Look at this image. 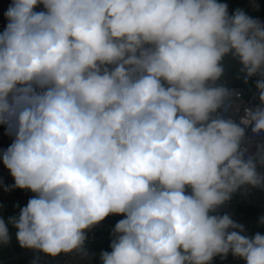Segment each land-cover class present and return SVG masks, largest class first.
Segmentation results:
<instances>
[{
    "label": "clouds",
    "instance_id": "obj_1",
    "mask_svg": "<svg viewBox=\"0 0 264 264\" xmlns=\"http://www.w3.org/2000/svg\"><path fill=\"white\" fill-rule=\"evenodd\" d=\"M3 16V188L34 195L0 214V245L11 226L22 249L91 261L87 233L122 215L99 264H264V234L218 213L264 190L247 134L264 137V19L223 0H11ZM226 59L257 78L238 120Z\"/></svg>",
    "mask_w": 264,
    "mask_h": 264
},
{
    "label": "built area",
    "instance_id": "obj_2",
    "mask_svg": "<svg viewBox=\"0 0 264 264\" xmlns=\"http://www.w3.org/2000/svg\"><path fill=\"white\" fill-rule=\"evenodd\" d=\"M10 2L11 0H0V31H3V28L7 22L3 16V13L7 9ZM224 2L228 3L229 12L231 13L233 11L232 0H225ZM257 17L264 19V15H260ZM227 85L230 88L236 89L242 95L240 98H234L229 102L224 113L225 116H231L233 119L238 120L244 114L245 106L252 107L259 103L258 99L256 98L257 89L255 88L254 83L250 85L227 83ZM247 134L253 142L252 151H255V143L260 142L262 139H264V137H253L250 129L248 130ZM10 143L11 138L5 135L4 126H0V150L5 149ZM13 183V178L11 177L9 171L4 167L2 160H0V199L7 204L18 203L20 206H25L28 199L34 194L30 191L21 189H13L12 191L5 192L3 186L11 185ZM242 193L243 190L237 192L229 202H226L218 209V212L220 214L227 213L234 221L244 225L245 233L243 234L245 235L252 236L256 232L264 234V225L259 224V218L261 216H264V190L249 188L247 189L246 195ZM240 204L251 206L257 209V213L252 220L244 218L242 212L238 210V205ZM115 224L116 223L114 222V216H109L101 224L94 227L87 233V246L89 252L97 254L96 258L91 261L81 259L75 253L68 255L61 254L60 256L55 258L45 256L42 253L37 254L31 250H27L26 253H28L33 259L38 255V264H99V251L95 250L94 247L100 239H106L109 241L111 240L110 233ZM236 261L237 259L230 258L224 261H220L219 264H235Z\"/></svg>",
    "mask_w": 264,
    "mask_h": 264
},
{
    "label": "crops",
    "instance_id": "obj_3",
    "mask_svg": "<svg viewBox=\"0 0 264 264\" xmlns=\"http://www.w3.org/2000/svg\"><path fill=\"white\" fill-rule=\"evenodd\" d=\"M16 204H7L0 199V214L5 218L9 215H14L18 212V209L14 207ZM22 207V206H21ZM238 210L242 212L244 218L252 220L257 213V209L244 204L238 205ZM251 212V213H250ZM10 234L12 235V241L9 245L4 246L8 256H10L11 264H32L33 258L26 253V249H22L16 242L15 239V229L9 226ZM0 264H5L3 262V257L0 251ZM46 264V263H45Z\"/></svg>",
    "mask_w": 264,
    "mask_h": 264
},
{
    "label": "rangeland",
    "instance_id": "obj_4",
    "mask_svg": "<svg viewBox=\"0 0 264 264\" xmlns=\"http://www.w3.org/2000/svg\"><path fill=\"white\" fill-rule=\"evenodd\" d=\"M255 3L259 5V10L255 11L252 8V6H251L250 0H248V10H247V12L249 14L253 15V16L264 15V0H255ZM237 7H240V6L237 5V4H234L233 10L235 8H237ZM225 63L228 66L226 74H225V77H224L226 82L229 83V84H244L242 78H240V79L237 78V76L239 75V72H238L239 65L236 64L234 61H230V60H227V59H226ZM255 80H256V77H252L249 80V83L245 84V85H250L253 82H255ZM102 249L106 250V248H104V247L97 248L98 251H100ZM230 258L235 259L231 255H229L227 259H230ZM220 261H221L220 258L216 257L214 259V264H219ZM235 264H244V262L242 260L237 259Z\"/></svg>",
    "mask_w": 264,
    "mask_h": 264
},
{
    "label": "trees",
    "instance_id": "obj_5",
    "mask_svg": "<svg viewBox=\"0 0 264 264\" xmlns=\"http://www.w3.org/2000/svg\"><path fill=\"white\" fill-rule=\"evenodd\" d=\"M225 0H223L224 2ZM232 4L234 7V4H237L240 6V8H243L245 11L248 10V0H232ZM257 79V78H256ZM254 83V82H253ZM219 213V212H218ZM220 214V213H219ZM123 216L122 215H116L114 216V222L116 223L118 220L122 219ZM109 244L110 241L106 240V239H100L99 242L96 244V246L94 247L95 250H97V248L100 247H104L106 248V250H110L109 248Z\"/></svg>",
    "mask_w": 264,
    "mask_h": 264
},
{
    "label": "water",
    "instance_id": "obj_6",
    "mask_svg": "<svg viewBox=\"0 0 264 264\" xmlns=\"http://www.w3.org/2000/svg\"><path fill=\"white\" fill-rule=\"evenodd\" d=\"M0 251H1V254H2V257H3V262L5 264H11L10 256H8V254H7V252H6V250H5L3 245H0Z\"/></svg>",
    "mask_w": 264,
    "mask_h": 264
}]
</instances>
